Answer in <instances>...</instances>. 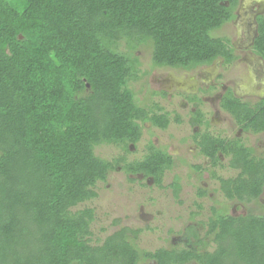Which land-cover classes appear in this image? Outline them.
<instances>
[{
    "label": "trees",
    "instance_id": "1",
    "mask_svg": "<svg viewBox=\"0 0 264 264\" xmlns=\"http://www.w3.org/2000/svg\"><path fill=\"white\" fill-rule=\"evenodd\" d=\"M237 1L0 0V264H264V213L211 208L203 238L189 226L192 243L149 251L135 243L140 229L127 226L91 244L93 208L72 210L96 197L95 184L119 166L159 185L174 164L153 144L130 162L94 153L102 143H136L143 122L169 123L167 113L137 103L128 86L136 59L116 49L119 40L150 47L159 67L231 63L228 39L209 32L235 17ZM257 24L253 49L264 60V16ZM219 105L244 130L264 132V99L249 103L227 91ZM203 120L196 110L190 121ZM194 139L212 164L226 155L238 171L218 178L226 199L260 197L264 151L255 155L239 138L208 131ZM170 186L178 197L177 176Z\"/></svg>",
    "mask_w": 264,
    "mask_h": 264
},
{
    "label": "rangeland",
    "instance_id": "2",
    "mask_svg": "<svg viewBox=\"0 0 264 264\" xmlns=\"http://www.w3.org/2000/svg\"><path fill=\"white\" fill-rule=\"evenodd\" d=\"M259 1L264 3V0ZM256 8L250 0H241L234 19L209 32L211 36L228 39L238 58L222 66L210 64L189 71L159 67L151 61L150 47L139 44L132 48L125 39L116 44L118 51L132 54L136 59V75L129 80L128 86L137 103L153 111L167 113L169 123L161 129L150 122H143L141 136L136 143H102L94 146V153L106 160L122 157L123 162H130L141 159L153 144L165 149L174 164L163 173L159 185L141 174H128L121 166L109 171L104 181H98L94 186L96 197L72 208H93L91 244H100L110 233L127 226L140 229L135 240L140 249L181 248L186 241L192 243L194 240L188 235L189 226H194L201 238L205 236L211 208L223 207L232 215L264 213V192L251 202L241 203L224 197L218 178L235 176L238 171L229 167L226 155H219V161L212 164L198 153L199 147L194 139L197 133L208 131L228 139L238 137L245 145L255 147L256 151L264 147V132L253 134L239 127L228 113L220 109L218 101L221 85H234L239 94L264 91L261 84L257 82L255 85L253 72L247 66L253 61L250 49L240 47L246 39V32L247 35L251 32L247 23ZM260 77L263 79L264 76L260 74ZM204 81H210L212 86L199 91ZM239 85L244 87L239 90ZM196 110L202 112L204 122L201 125H193L190 121ZM195 165L201 168L196 170L193 168ZM175 176L181 185L178 197H174L170 186ZM199 189L205 194L199 195ZM205 240L208 241L207 249L212 250L214 243L207 237ZM138 264L155 263L140 260Z\"/></svg>",
    "mask_w": 264,
    "mask_h": 264
},
{
    "label": "flooded vegetation",
    "instance_id": "3",
    "mask_svg": "<svg viewBox=\"0 0 264 264\" xmlns=\"http://www.w3.org/2000/svg\"><path fill=\"white\" fill-rule=\"evenodd\" d=\"M240 1L241 0H238L237 1V4H236V6H235V8H234V13H236L237 11H238V9H239V5H240ZM250 3L252 4V5H256L257 6V8L255 9V10H253V12H251V18H250V21L247 23V25H250V30H251V32L247 35V32H246V34H245V41L243 42V44H242V46H240V47H247V48H249L250 49V56H252V63L249 65H247L249 68H250V71H252L253 72V75H254V81H255V85H256V83L258 82L259 84H261L262 86H263V88H264V60H263V58L260 56V55H258L255 51H254V49H253V43H254V39H255V37H256V35H257V27H258V24H257V20H258V18L259 17H261V16H264V3L262 2V1H259V0H250ZM238 13V12H237ZM241 14V13H240ZM234 19V18H233ZM232 19V20H233ZM231 20V21H232ZM234 51V50H233ZM235 52V51H234ZM252 53V54H251ZM236 54V53H235ZM238 60V58H237V56H236V58L233 60V61H235V60ZM236 60V61H237ZM232 61V62H233ZM210 64H214V65H218V64H220L221 66H222V64H223V60L221 59V58H216L213 62H211ZM210 64H208V66L210 65ZM202 66H207V65H202ZM260 74H262V77H263V79L260 77ZM219 75V74H218ZM221 77V76H220ZM262 79L261 81H260V79ZM263 81V82H262ZM243 84H244V82H242ZM205 85V86H204ZM212 85H211V83H210V81H204L203 82V87L201 88V89H199V91H201V90H204L205 88H209V87H211ZM221 87H222V91L220 92V94H219V103H220V99L222 98V96H223V94L225 93V92H227V91H230L231 93H232V95L234 96V97H236L237 99H240V100H242V101H246V102H249V103H255V102H257V101H261V100H263L264 99V91H259V93H244V94H239V92H236V88L234 87V85L233 86H231V87H228V86H226V85H221ZM244 87V85L242 86V85H239L238 86V88L237 89H239V90H241L242 88ZM193 94V93H192ZM246 94H248V96H246ZM199 98V97H198ZM219 107H220V105H219ZM220 109H221V107H220ZM222 110V109H221ZM222 111H224V110H222ZM224 112H226V111H224ZM227 113V112H226ZM240 127V126H239ZM245 131H249L250 133H253L252 131H250V130H245ZM253 134H258V133H253ZM234 138H238V137H234ZM241 142H242V140H240ZM243 143V142H242ZM245 145V144H244ZM246 146H248V145H246ZM248 147H250V148H252L253 149V153L255 154V155H260L263 151H264V147L261 149V151H256V149H255V147H251V146H248ZM219 155H221V154H218V156ZM220 157V156H219ZM207 159V158H206ZM231 169H233V170H235L234 168H231ZM237 171V170H236ZM263 192H264V188H263ZM262 192V193H263ZM261 196V195H260ZM260 198V197H259ZM186 239V237L184 238V241H186L185 240ZM185 243H187V241L185 242Z\"/></svg>",
    "mask_w": 264,
    "mask_h": 264
}]
</instances>
